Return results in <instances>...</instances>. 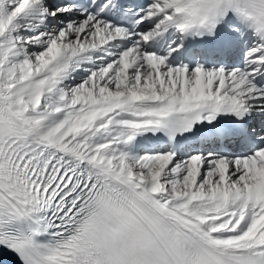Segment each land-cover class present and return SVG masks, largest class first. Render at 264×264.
<instances>
[{"label":"snow or ice","instance_id":"snow-or-ice-1","mask_svg":"<svg viewBox=\"0 0 264 264\" xmlns=\"http://www.w3.org/2000/svg\"><path fill=\"white\" fill-rule=\"evenodd\" d=\"M0 264H264V0H0Z\"/></svg>","mask_w":264,"mask_h":264}]
</instances>
